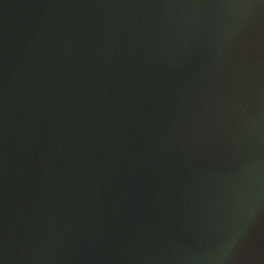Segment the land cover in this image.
<instances>
[{
  "label": "water",
  "instance_id": "95a60500",
  "mask_svg": "<svg viewBox=\"0 0 264 264\" xmlns=\"http://www.w3.org/2000/svg\"><path fill=\"white\" fill-rule=\"evenodd\" d=\"M0 264H264V0H0Z\"/></svg>",
  "mask_w": 264,
  "mask_h": 264
}]
</instances>
